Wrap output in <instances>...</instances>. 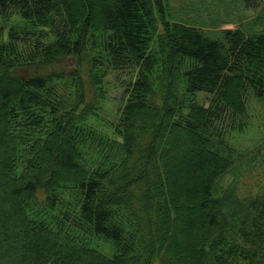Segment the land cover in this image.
Here are the masks:
<instances>
[{
    "label": "trees",
    "instance_id": "1",
    "mask_svg": "<svg viewBox=\"0 0 264 264\" xmlns=\"http://www.w3.org/2000/svg\"><path fill=\"white\" fill-rule=\"evenodd\" d=\"M220 35L167 0H0V264H264V197L220 186L264 31Z\"/></svg>",
    "mask_w": 264,
    "mask_h": 264
},
{
    "label": "rangeland",
    "instance_id": "2",
    "mask_svg": "<svg viewBox=\"0 0 264 264\" xmlns=\"http://www.w3.org/2000/svg\"><path fill=\"white\" fill-rule=\"evenodd\" d=\"M175 21L198 27L213 38L221 37V30L264 31V0L258 7H247L244 0H167ZM8 38L5 35V41ZM129 78L127 73L111 74L108 119L114 121L121 105L124 89L120 79ZM207 106V96L200 95ZM247 128L230 136V142L243 153L236 161L232 173L220 181L223 189H232L243 201L257 196L264 197V99L249 96ZM112 135V133H110ZM42 194H40L41 196Z\"/></svg>",
    "mask_w": 264,
    "mask_h": 264
}]
</instances>
